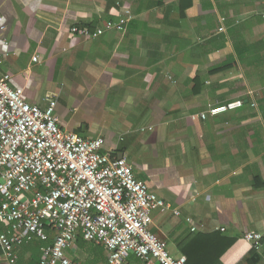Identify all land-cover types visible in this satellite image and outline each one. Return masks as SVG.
<instances>
[{
    "label": "crops",
    "instance_id": "1",
    "mask_svg": "<svg viewBox=\"0 0 264 264\" xmlns=\"http://www.w3.org/2000/svg\"><path fill=\"white\" fill-rule=\"evenodd\" d=\"M0 60L27 102L55 99L61 129L103 138L165 200L152 232L174 256L220 232L236 241L205 264H264V246L251 255L244 241L264 232V0H0ZM233 100L244 106L200 118ZM42 243L17 248L16 264H39Z\"/></svg>",
    "mask_w": 264,
    "mask_h": 264
},
{
    "label": "built area",
    "instance_id": "2",
    "mask_svg": "<svg viewBox=\"0 0 264 264\" xmlns=\"http://www.w3.org/2000/svg\"><path fill=\"white\" fill-rule=\"evenodd\" d=\"M115 26L109 22L96 33L74 26L71 32L91 38ZM10 79L0 71L2 264H16L17 248L34 239L46 243L39 264H75L66 252L75 250L79 236L104 245L107 264L132 257L142 264H187L151 231L153 212L169 206L135 177L128 159L105 152L103 138L61 129L55 99L45 108L32 105ZM243 106L242 100L216 103L200 118ZM244 241L260 251L264 232H247Z\"/></svg>",
    "mask_w": 264,
    "mask_h": 264
},
{
    "label": "trees",
    "instance_id": "3",
    "mask_svg": "<svg viewBox=\"0 0 264 264\" xmlns=\"http://www.w3.org/2000/svg\"><path fill=\"white\" fill-rule=\"evenodd\" d=\"M187 239L185 244H179L178 247L180 252L187 257V264H205L210 256L207 254L208 250L218 248L222 249V253H224L236 241V239H229L220 232L191 234ZM251 248V255H256V250L252 246Z\"/></svg>",
    "mask_w": 264,
    "mask_h": 264
},
{
    "label": "rangeland",
    "instance_id": "4",
    "mask_svg": "<svg viewBox=\"0 0 264 264\" xmlns=\"http://www.w3.org/2000/svg\"><path fill=\"white\" fill-rule=\"evenodd\" d=\"M153 229L154 228L151 226V231ZM78 246L80 249L79 252H74V250L72 249L67 250L66 254L70 260L77 259L79 262L83 264H104L103 253L106 254V250L104 246L95 245V243L86 241L83 238L79 239ZM168 250L171 252L172 255H174L170 246H168Z\"/></svg>",
    "mask_w": 264,
    "mask_h": 264
}]
</instances>
